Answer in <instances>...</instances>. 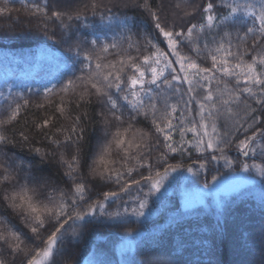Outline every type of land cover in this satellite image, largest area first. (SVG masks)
<instances>
[{"label": "snow or ice", "instance_id": "obj_1", "mask_svg": "<svg viewBox=\"0 0 264 264\" xmlns=\"http://www.w3.org/2000/svg\"><path fill=\"white\" fill-rule=\"evenodd\" d=\"M20 3L69 55L57 84L0 91V264H79L66 243L139 222L174 174L203 180L190 210L223 208L237 169L264 179V0Z\"/></svg>", "mask_w": 264, "mask_h": 264}, {"label": "trees", "instance_id": "obj_2", "mask_svg": "<svg viewBox=\"0 0 264 264\" xmlns=\"http://www.w3.org/2000/svg\"><path fill=\"white\" fill-rule=\"evenodd\" d=\"M7 6L11 12L0 17V91L7 84L19 85V90L57 84L65 71L67 45H54L53 40L47 39L38 28V21L23 12L20 0H9ZM9 23L13 30L8 29ZM52 27L49 25L50 30ZM144 27L138 21L137 28ZM14 151L20 154L19 148ZM224 173L221 168L220 174ZM211 177L210 173L209 182ZM189 181L199 186L203 183L192 177ZM147 212L145 218L130 225L93 222L84 242L66 243L68 253L79 263L93 258V264H143L142 253L153 248L167 264H264V179L260 177L224 199L223 208L210 204L184 209L181 197L174 192L159 201L153 198ZM0 215H7L2 205ZM128 232L136 233L135 238L128 237ZM127 239L134 241L133 246L122 251Z\"/></svg>", "mask_w": 264, "mask_h": 264}, {"label": "rangeland", "instance_id": "obj_3", "mask_svg": "<svg viewBox=\"0 0 264 264\" xmlns=\"http://www.w3.org/2000/svg\"><path fill=\"white\" fill-rule=\"evenodd\" d=\"M12 73V72H10ZM175 176V181H169L166 182L165 187L168 188V195H172L174 192L177 193L182 200V207L184 209V202H185V193L187 191H190L192 193V197L191 199L193 201H195L196 199H198V197H196V191L199 187V185H196L195 183H191V186H188V183H185V177H188V180L191 179V176L189 174H182V173H178V174H174ZM259 176L257 174H255L254 172L251 173H242L239 172V170L236 172V174H234L233 177H229L228 181H226L224 183V187L220 188V185H215V188H220V197L224 200L228 197H230L231 195L241 191L242 189H244L245 187L249 186L250 184L255 182V178H258ZM228 190H232L230 192L229 195H225V192ZM208 200V203L205 206H208L210 204L216 205L215 199L212 197H207L206 198ZM131 240L132 243L129 244L128 241ZM134 241L132 239H127L121 247L122 251H127L129 248H131L133 246ZM234 250V249H233ZM234 252V251H233ZM233 255V254H232ZM233 258V256H232ZM79 264H93V258H86L85 260H83L81 263Z\"/></svg>", "mask_w": 264, "mask_h": 264}]
</instances>
